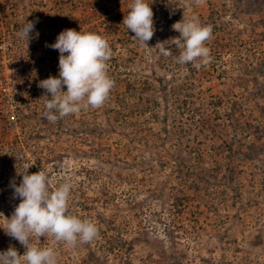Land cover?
Returning a JSON list of instances; mask_svg holds the SVG:
<instances>
[{
  "label": "rangeland",
  "instance_id": "374dc122",
  "mask_svg": "<svg viewBox=\"0 0 264 264\" xmlns=\"http://www.w3.org/2000/svg\"><path fill=\"white\" fill-rule=\"evenodd\" d=\"M129 3L0 0V22L33 21L41 50L31 56L45 58L20 99L22 128L0 133V213L20 203L11 185L42 169L50 188L72 183L70 213L99 230L74 249L33 237L58 264H264V0H153L150 49L122 23ZM183 16L212 26L200 69L176 63L169 40ZM65 29L107 39L115 86L100 108L52 123L38 84L59 75L60 53L46 44ZM9 247L25 252L0 228V252Z\"/></svg>",
  "mask_w": 264,
  "mask_h": 264
},
{
  "label": "clouds",
  "instance_id": "9594fccd",
  "mask_svg": "<svg viewBox=\"0 0 264 264\" xmlns=\"http://www.w3.org/2000/svg\"><path fill=\"white\" fill-rule=\"evenodd\" d=\"M201 2L195 0L197 5ZM151 3L148 0H131L122 21L145 49L151 48L148 41L155 32ZM172 28L180 34L169 40L180 50L176 63H192L193 67L200 69L211 62L210 49L205 46L206 41L212 38L211 25H202L195 16L191 19L183 16ZM33 30L34 22L25 21L17 36L28 43L29 33ZM46 47L58 50L60 55L58 77L49 76L38 84L45 90L43 97H47L44 118L55 123L81 110L103 106L115 86V81L108 74V62L113 52L107 39L92 32L65 29L55 43L46 44ZM155 48L164 56L172 55L171 46L166 47L164 42H158ZM65 86L66 91L62 90ZM51 184V178L41 169L36 173L22 174L20 184L11 185L13 198H19L20 203L10 218L0 213L5 221L0 228L17 240L25 252L20 255L14 247H9L0 252V264H58L55 248L40 247L32 242L33 237H52L54 242L65 244L70 249L98 237L99 230L91 220L81 219L69 211L72 183L65 181L55 188H50Z\"/></svg>",
  "mask_w": 264,
  "mask_h": 264
},
{
  "label": "built area",
  "instance_id": "2783aa9c",
  "mask_svg": "<svg viewBox=\"0 0 264 264\" xmlns=\"http://www.w3.org/2000/svg\"><path fill=\"white\" fill-rule=\"evenodd\" d=\"M0 25V133H2L3 130L16 126L22 128L20 117L28 111H25L24 107L26 99L21 101L20 99L30 95L28 82L33 69L40 68L45 58H32L31 54L41 49L32 43L31 38L27 43V40L17 36L21 28L17 23L5 24L1 21Z\"/></svg>",
  "mask_w": 264,
  "mask_h": 264
}]
</instances>
